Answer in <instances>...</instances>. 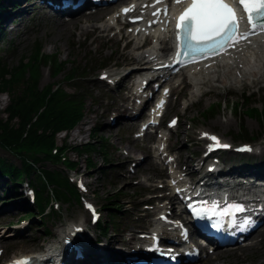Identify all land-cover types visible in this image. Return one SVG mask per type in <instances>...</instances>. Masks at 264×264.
<instances>
[{
  "label": "rangeland",
  "instance_id": "374dc122",
  "mask_svg": "<svg viewBox=\"0 0 264 264\" xmlns=\"http://www.w3.org/2000/svg\"><path fill=\"white\" fill-rule=\"evenodd\" d=\"M31 10L32 11H29V13L25 16H17L15 18L16 23L13 24L11 22H8V25H2L4 40L0 41V56L2 55L8 60V65L16 64L22 55H27L28 58L32 52V46L38 42L43 49V53L58 54L59 60H67L65 72L58 73V76L55 78L52 77V73L48 67L41 68L39 83L40 88L54 81H63V75H65L72 66L77 67L80 70L83 69V72L85 74L89 72V76L92 75L90 78L94 79L96 78V71L92 72V70L99 64L108 62L110 63L108 67L109 69L115 63L118 64L120 62V56L117 54L116 50L122 51V45H120L118 42L108 41L98 33L90 35L88 37H86L85 35H80V30H78L79 28L77 25L64 26L62 24L61 18L57 16H50L45 12V10H40L39 8ZM90 17L92 16L89 15L83 19V22L86 25H89L91 23L89 19ZM61 28H65L66 30L64 31V33L58 35L57 32ZM9 40H11L12 43H10L11 49L8 51L7 44ZM85 81H88L86 84L87 88L85 87V92L90 95V99L86 104L82 122L71 132H69L64 137V139L69 146H78L83 143H92L96 145L97 142H91L89 135L92 131V128L94 129L98 127V130L100 131L99 136H103L107 140V142L105 143L106 151L108 153V160L111 161L112 167L110 166V164L107 166H103L105 157L102 158V155H100L99 153L96 154L93 151L90 152V158L93 163L96 164V168L88 172L86 183L89 186L90 191H94L96 195L95 199H97L98 203H100V200H98L100 199V197L98 196L103 197L105 194L114 189L113 186L122 185L123 189L125 190L124 192H129L127 194H129V196H132L131 190L135 185L132 184L130 180L124 181L122 179V176H120V172H126V166L129 163V161H127L122 165V162L125 158L121 155V152L127 150L130 153H133L135 158H137V156H146L142 148L143 143L134 142L130 133H128L123 127L115 126L113 129L108 130V128L105 126V122H107V120L98 121L100 118L97 115L99 114L94 113V110L98 109V107L103 108L105 103L103 102L105 96L104 94H106V91L99 86H93V84H91L92 81L90 80L86 79ZM61 85L63 86L64 84L61 83ZM228 85L229 84H227L226 82H221L220 84H216L215 86L205 87L203 90L211 89L213 90V92H210L207 98L201 99L204 100L203 106H208V104L211 103L212 100L223 102L236 100L238 99V97L241 98L243 96V88L244 90L247 89L245 85L244 87L240 88H229ZM237 86H239V84H237ZM67 91L71 90L67 88ZM263 95L264 92H260L258 95H256L255 100L253 99V101L264 100ZM107 98H109L110 101V96L106 97V99ZM199 102L193 103L192 106L186 111L185 115L183 117H180V121L184 124V126L186 125L185 122L187 119L193 118V120L196 121L198 125L203 126L206 129H208V127L210 126L226 140H229L233 143L241 141L233 140L231 137H237V134H242V131H246L248 135H254L255 137L259 136V139L257 140L258 142L264 140L263 129L260 124L261 119L257 117L249 118L247 116H244L243 118V114L241 112L231 114L223 105L222 111H220V113H217L214 117L203 119L205 121L203 122L200 119L201 116L199 114L197 115V111L201 109V104ZM8 103V95L0 94V118H5L3 109L7 106ZM257 106L259 107L260 105L257 104ZM98 112L101 114L100 111ZM227 120L230 121V123L228 126H225ZM242 125H244V127H242ZM63 136V133L57 136L58 144L62 142ZM257 141H255V143H257ZM186 143L188 144V146L185 144L183 135H180L178 139V148L179 151H181L182 156L185 157L188 156L187 153L189 152V148L191 147H189L190 142ZM69 156H72L71 158H73L74 161H78L77 171L79 172V174L81 173L82 175H84L83 172H86L84 168V161L86 156L81 155L80 157H78L74 150L73 152H70ZM0 157L9 160V162L13 164H18L19 159L10 151L4 150L2 148H0ZM227 161L233 162L232 165L234 164V166H237L243 163L245 159L244 157L239 156H228ZM47 166L49 168L52 167L50 166V164H47ZM102 167L106 169H109V167H111V169L106 171L108 173L105 176L101 174ZM150 168L151 166L149 164H146V161H143L139 168H137V174L134 176L135 178L140 177L143 187L147 186V182H145L144 180L147 177L153 175V173H147ZM109 171H113V174H115L114 171H117L115 174V176L117 177H112L113 180L110 182H108V180H110ZM5 183L7 186L10 185L8 181H6ZM3 192L5 191L3 190ZM121 197L125 199L127 198L122 194ZM13 201L14 200H12V198L10 197L1 198L0 209H3V206L5 205L12 204ZM62 206L61 217L48 220L49 231L51 232V238L53 239L56 237L60 226L65 225L71 220H75V217L79 210L78 206L76 205ZM128 209L129 207L124 205L123 210L119 212L121 218L117 221L119 231L114 230L113 232H109L106 235V239L116 236L115 233L120 234L123 227L130 226V210ZM1 212L2 210L0 211V234L3 230H5V232L3 233V237L0 238V241L2 245L8 249V251H11L12 247L10 246L12 245V242L17 241L18 238L14 236L12 230H9L7 226L15 225L19 220V217H21V213L14 212L13 214H4ZM103 216L105 217L104 212ZM32 229L33 230L28 233L29 235L22 236V238L25 239L22 244L25 246L31 245L29 246V248L33 250L34 248H39L42 246L40 241L46 240L45 232L43 230H38L34 227H32ZM88 235L96 236V232L90 229ZM32 236H37L36 240H33ZM254 240H261V242L258 246H255L252 249L239 250L236 253L221 252L218 255L221 264H264V231L259 233V235L256 236ZM52 241L53 240H51L50 242ZM25 246L22 248V251L16 250L15 253L26 252L27 248H25ZM200 264L215 263L207 261Z\"/></svg>",
  "mask_w": 264,
  "mask_h": 264
},
{
  "label": "trees",
  "instance_id": "16d2710c",
  "mask_svg": "<svg viewBox=\"0 0 264 264\" xmlns=\"http://www.w3.org/2000/svg\"><path fill=\"white\" fill-rule=\"evenodd\" d=\"M39 48V43L32 46L27 64L24 63L27 55H22L18 62L12 65L3 63L0 59V93H6L9 98V103L3 110L5 118H0V146L20 158L21 169L27 174L35 170V165L32 163L47 161L53 157L50 149L53 147L54 137L60 132L73 129L83 117L82 102L74 95H67L61 88L54 90L51 85L42 89L38 88V72L37 69L35 70L34 63L39 60ZM48 59H50L49 56L42 58L45 63ZM53 63L57 70L59 67L55 58ZM28 69H34V71L29 78H25ZM249 105L250 103L245 101L246 111L264 122V104L261 112L258 109L248 108ZM96 133V129L90 133V140L97 142L96 145L84 143L74 147L78 155L86 156L88 167L93 166L88 157L90 152L107 155L105 139L103 137L99 139ZM64 145H67L66 141ZM37 154H40L39 158L30 162L31 155L36 157ZM109 162L106 156L103 166H107ZM0 167L8 169L14 175L18 173L17 168L4 164L1 159ZM40 170L44 173L48 184H56V191L60 197L66 199L76 197L74 190L59 173ZM101 171V174L105 176L104 167ZM38 205L41 207L40 202Z\"/></svg>",
  "mask_w": 264,
  "mask_h": 264
},
{
  "label": "snow or ice",
  "instance_id": "6c2138e0",
  "mask_svg": "<svg viewBox=\"0 0 264 264\" xmlns=\"http://www.w3.org/2000/svg\"><path fill=\"white\" fill-rule=\"evenodd\" d=\"M155 3H163V0H154ZM174 3H181V0H173ZM245 14L248 24L246 32L239 31V19L233 7H230L225 0H191L190 7L180 15L177 20V43L179 51L177 57H196L206 56L209 53L215 54L225 49L228 46H234L241 39H247L250 35L264 32V0H233ZM151 5H146L148 7ZM130 9H124L127 13ZM161 11L167 15V8L163 10L157 9L152 13L157 16ZM142 19V15L135 17V20ZM156 20L149 21V24L156 23ZM181 61L178 59L177 63ZM167 91V90H165ZM217 140L218 138L212 137ZM223 147H229L223 145ZM238 150H251L248 148ZM201 203H208L201 201ZM91 207L90 205H86ZM191 207V206H190ZM246 211L244 205L233 203L230 204L224 212L219 215L223 216L225 213L231 215L233 212L243 213ZM194 218L201 219L199 212L193 211ZM235 223V221H232ZM253 224L250 217L241 220L236 227L243 230ZM213 226L220 228L219 221L213 222ZM78 231V230H77ZM14 264H29L28 260L21 259L15 261Z\"/></svg>",
  "mask_w": 264,
  "mask_h": 264
},
{
  "label": "bare ground",
  "instance_id": "6f19581e",
  "mask_svg": "<svg viewBox=\"0 0 264 264\" xmlns=\"http://www.w3.org/2000/svg\"><path fill=\"white\" fill-rule=\"evenodd\" d=\"M26 3H28V0H16L13 5L18 6V8H22ZM111 9H112V6L102 8V9H100L98 11H93L91 9L89 12H86V13L81 14L79 16L80 17H84L86 15H92L93 16L92 24H90L89 27H91L93 29V31H95L97 29H100L102 32H105L106 31V26L104 25L103 28H101V27L97 26L96 23L99 22L102 19L103 15L106 12L110 11ZM28 12H29L28 9L21 10L20 12H18L17 15L18 16H25V15L28 14ZM3 13H5V14L7 13L6 16H5L6 18L9 17L8 7H4ZM79 16H73L72 19L69 22V25L73 26V25L79 24L80 31H82V30H84V25H81L79 23V20H78ZM9 20H10V17H9V19L6 20V22H8ZM6 22H4V23H6ZM65 30H66L65 28L59 29L58 32H57L58 35L64 33ZM168 46H169V43L168 42H164L163 50L164 51H168L169 50ZM144 53L147 54L146 57L145 56H141V55L133 56V55H130V54H127V53L121 55L120 64L123 65V66H131V70L124 77H131L133 75L144 74V73H146L148 71V68L144 67V66L136 67L137 69H134L135 67H132V65H134V63L137 62L138 60H143V59H146V58L152 56V54H150L149 51H145ZM156 54H158V53H156ZM238 63H240V62H238ZM238 63H236V65ZM256 72L257 71L253 70V71L250 72V74L255 76ZM243 75L245 76L246 73H244ZM119 87L121 88V86H119ZM192 93H194V91H192ZM119 110H121L120 107H118V106L114 107V111L115 112H117ZM107 113H108V111L103 112L101 114V116H100V119L105 120V117H106ZM117 115L118 116L114 119L115 124H118L121 127L128 126L126 123L121 122L120 114H117ZM134 125L135 124H132V126H134ZM109 127H112V126L109 125ZM263 160H264V158L262 157L261 160H260V163H264ZM126 161L127 160H124L123 164H125ZM227 173H228V175H235V174L239 173L238 176H242V177L244 175H246V172H245V170H243V168L229 169ZM131 178H132V176H127V175L123 176V179L126 180V181H128ZM1 186H4V181H2V180H0V187ZM20 205H21V202L17 201V202H14V203L10 204V205L3 206V209H0V211L2 210L1 213H14L15 211H17L19 209ZM82 214L84 215V213H82ZM84 218H85V215H84ZM121 237H122L121 234H116L115 237H110L109 239L104 240V243H103L104 246L103 245L100 246L101 244L97 240L98 236H84L83 237V243H84L85 252L87 253V255H89L91 253V255L93 256V259H92V261H89V260L86 259L84 262H77V263L78 264H95L97 262L99 253L101 251L107 250L109 248V246H112L111 244L121 243L122 242V238ZM54 247H56L55 244L50 246L48 248V250L52 251ZM54 253L55 252H52L50 255H52Z\"/></svg>",
  "mask_w": 264,
  "mask_h": 264
}]
</instances>
